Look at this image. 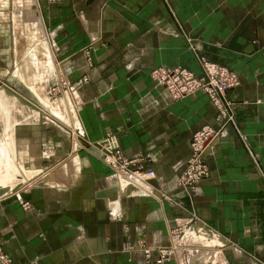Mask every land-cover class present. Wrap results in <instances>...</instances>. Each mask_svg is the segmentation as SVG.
Instances as JSON below:
<instances>
[{
  "label": "crops",
  "instance_id": "obj_1",
  "mask_svg": "<svg viewBox=\"0 0 264 264\" xmlns=\"http://www.w3.org/2000/svg\"><path fill=\"white\" fill-rule=\"evenodd\" d=\"M196 55L237 76L228 99L244 141H220L191 199L177 179L215 110L201 92L173 100L150 72L200 75ZM0 81L11 264H157L178 231L189 264H264V0H0ZM58 81L72 106L48 98ZM52 120L71 134L39 135ZM116 150L153 177H113L102 158Z\"/></svg>",
  "mask_w": 264,
  "mask_h": 264
},
{
  "label": "built area",
  "instance_id": "obj_2",
  "mask_svg": "<svg viewBox=\"0 0 264 264\" xmlns=\"http://www.w3.org/2000/svg\"><path fill=\"white\" fill-rule=\"evenodd\" d=\"M196 61L200 69V75L182 68L161 67L150 72L151 78L162 86L170 94L173 100L178 101L196 92L205 94L215 110L214 125H206L199 131L192 134L189 139V158L184 169L177 179V185L191 198L194 196L201 180L208 177L207 158H209L220 141L226 137L234 136L244 141V137L237 125L233 103L228 99V92L235 89L239 82L238 78L224 66L209 62L203 56L196 55ZM62 84V81H60ZM62 86H64L62 84ZM254 163L256 157L249 151ZM104 164L112 169L113 177L137 178L145 180L152 178L151 171H144L140 166L139 158H125L120 151L106 154L102 158ZM24 210L29 209L28 203H20ZM193 221L195 216L191 217ZM177 232V231H176ZM176 233L173 235L169 247L154 249L157 264H162L172 257L179 264H189L188 256H185L184 249L177 243ZM141 251L145 259H148L152 249L142 246ZM0 264H11L0 250Z\"/></svg>",
  "mask_w": 264,
  "mask_h": 264
},
{
  "label": "rangeland",
  "instance_id": "obj_3",
  "mask_svg": "<svg viewBox=\"0 0 264 264\" xmlns=\"http://www.w3.org/2000/svg\"><path fill=\"white\" fill-rule=\"evenodd\" d=\"M1 83H5V81H0ZM21 96H23V97H27V95L26 94H21ZM48 98L50 99V101L52 102V103H54V102H63V104L66 106V104H68V106H72V102H71V96L68 94V92L66 91V87H63L62 86V84L60 83V81H58L57 83L55 82L53 85H52V87L49 89V94H48ZM68 100V101H67ZM63 105V106H64ZM39 106V105H38ZM43 112L46 114V115H50L49 117H52V115L51 114H49V112L45 109V110H43ZM48 112V113H47ZM47 116V117H48ZM52 118H55V116L54 117H52ZM56 118H58V117H56ZM57 132L58 131V133L60 134V133H65V132H68V129H67V127L66 126H64V128H62V127H60V125L59 124H57L55 121H51V123H46V124H44V123H41L39 126H38V132H39V135H40V133H41V135L44 133V132ZM68 133H70L71 134V132H68ZM44 137V136H43ZM41 140H42V136H41ZM45 144V142L44 141H39V140H37L36 141V143L34 144L35 146H36V150H37V153H39V155H40V153L42 152V150H43V146L42 145H44ZM31 146H33V145H31ZM37 166L39 167V166H41L40 164H37ZM59 167V166H58ZM57 168V167H56ZM55 169V168H54ZM195 226H198V225H194V226H191V225H189L188 226V228L186 229V233L188 234L191 230V228H193V227H195ZM179 231L176 233V236L175 237H177V239H176V241H177V243L182 247V245H181V241H179ZM184 242H185V239L183 240ZM186 243V245L187 246H191V242L189 241V239H187V242H185ZM183 248V247H182ZM184 249V251H183V253H184V255L185 256H189L190 255V252H191V250H190V248H183Z\"/></svg>",
  "mask_w": 264,
  "mask_h": 264
},
{
  "label": "bare ground",
  "instance_id": "obj_4",
  "mask_svg": "<svg viewBox=\"0 0 264 264\" xmlns=\"http://www.w3.org/2000/svg\"><path fill=\"white\" fill-rule=\"evenodd\" d=\"M33 119V118H32ZM37 119V118H36ZM44 121V120H43Z\"/></svg>",
  "mask_w": 264,
  "mask_h": 264
}]
</instances>
